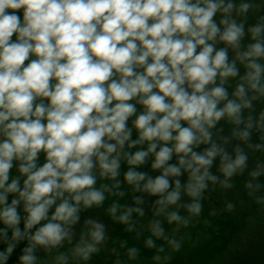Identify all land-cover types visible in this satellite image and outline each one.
Returning <instances> with one entry per match:
<instances>
[{"label":"clouds","instance_id":"obj_1","mask_svg":"<svg viewBox=\"0 0 264 264\" xmlns=\"http://www.w3.org/2000/svg\"><path fill=\"white\" fill-rule=\"evenodd\" d=\"M252 7L249 0H0V222L6 225L0 240L7 241L0 264L23 239L19 264H37L38 246L51 251L71 243L80 212L101 206L122 182L157 196L155 216L177 227L200 214L209 181L232 186L229 178L244 171L248 153L238 143L233 156L224 147L230 137L213 139L218 122L235 125L232 136L249 147L264 148L250 142L253 128L264 130V109L256 113L253 103L264 98V15L246 30ZM202 144L208 146L196 150ZM150 155L151 168L160 170L154 177L138 167ZM218 156L223 179L210 170ZM122 161L129 166L123 181L117 179ZM262 172L259 163L249 174ZM98 178L114 184L97 187ZM261 186L246 185L250 194ZM9 194H15L10 202ZM183 194L190 202H181ZM134 199L136 206L113 201L107 209L129 230L132 213L144 215L143 197ZM256 200L264 203V196ZM172 205L189 216L169 211ZM84 224L70 252L89 261L106 231L99 220ZM150 230L179 249L160 219L150 221ZM146 243L155 241L150 236ZM137 253L128 249L130 259ZM69 258L61 252L55 261Z\"/></svg>","mask_w":264,"mask_h":264},{"label":"trees","instance_id":"obj_2","mask_svg":"<svg viewBox=\"0 0 264 264\" xmlns=\"http://www.w3.org/2000/svg\"><path fill=\"white\" fill-rule=\"evenodd\" d=\"M139 107L140 106H138V109ZM129 125L131 126V118ZM240 127H243V125ZM136 135L137 132L133 129L132 138H136ZM262 136H264V130L253 128L250 142L253 145L257 143L262 144ZM223 137H230L229 141L234 142L232 131ZM221 138L222 137L213 136V139L217 140L218 143H223ZM231 144L233 145L228 146L226 143L224 147L234 156V143ZM146 146V143L144 145H137L132 148L131 151ZM207 146L208 145L202 144L196 150L200 151ZM243 147L244 151L248 153L249 159H264V148L257 149L249 147L246 142ZM151 161L152 156L150 155L146 163L138 167L139 170L145 171L154 177L159 174L160 170L152 169ZM41 162H43V155L41 156ZM174 162H176L175 155L170 163ZM219 163L220 158L218 156L210 170L221 177L222 173L219 171ZM248 164L247 162V166ZM128 167L126 162L122 161L121 175L117 179L123 181V172L126 171ZM249 172L250 171H248V175ZM11 174H18L15 167L11 170ZM246 177L248 179V176ZM170 179L175 178L173 177ZM180 179L182 182L186 181L187 173L181 176ZM233 179L234 184L228 192H226L227 188L222 187L219 182L213 184L209 181V187L204 190L201 200L202 210L200 214L198 216H191L188 225H181L179 227H177L176 222L169 223L163 214L155 216L154 212L157 205H155L154 202L157 196L150 195L147 192L133 191L131 185L127 184V182H122L118 189L113 188L112 192H106V199L101 206H93L88 209H83L80 212V220L73 226V240L71 243H68L67 247L46 251L42 246H38L36 249V255L38 257L37 264L41 263V261L45 264L43 260L47 261V264H56L55 257L61 252H65L69 255L68 264H118V262L119 264H248L250 259L247 258L245 260V253L248 248L252 249L254 246H252V241L247 243L248 239L243 240V238L247 236V232L252 227L251 220L255 213L259 216L261 215V219L264 221V210H260L264 209V205L259 203L257 205L255 204L256 201L251 199L254 194H250V190L246 187L249 179L240 189L238 188L237 179L241 181L242 178L235 174ZM256 179L264 181V172H262L259 177H256ZM102 183L113 185L114 181L98 178L96 186L99 187ZM242 184L243 181L241 182V185ZM119 191H123L124 195L120 196L118 194ZM113 192H116V194H113ZM256 192L258 194L257 196H264V187ZM13 195L15 194H9V202ZM135 196L143 197V203L139 206L143 207L144 215L140 216L138 213L133 212L132 220L130 221V223L133 224V228L129 230L127 224L114 220L107 212V209L113 201L118 202L120 205L136 206L137 202L134 199ZM190 200L191 198L186 194L181 196V202L187 203L190 202ZM229 204L232 205L231 208L228 207ZM248 204L255 206L252 217L246 213L241 214L242 208L250 206ZM173 209L179 211L182 216H189L187 209L184 207L177 209L175 205H172L168 210L171 211ZM18 210L22 216L20 227L23 229V217L26 215L23 210V202H21ZM123 210V208L119 209L117 215ZM88 218L99 220L105 224L106 240L101 246V251L99 253H94L89 261L73 259L70 249L79 240L81 232L87 227L84 221ZM153 219H160L162 221L165 235L179 241V249H174L167 240L157 238L152 234L150 230V221ZM43 222L44 221H41V223ZM38 226L39 225L36 227ZM5 227L6 225L0 222V228ZM34 230L35 228L31 231ZM150 236L155 241L154 246L151 247L146 243V240ZM8 237H11V229H8ZM6 243L7 241L0 240V250L6 247ZM27 243V239L19 241L9 259L6 261V264H19V256L22 254V250ZM161 245L164 246V249L163 251H158ZM62 247H64V245ZM133 247L138 249V253L134 259H130L128 249ZM258 250L252 253V258L258 255ZM156 255L161 257L159 261L154 259ZM249 264H264V258L250 261Z\"/></svg>","mask_w":264,"mask_h":264},{"label":"rangeland","instance_id":"obj_3","mask_svg":"<svg viewBox=\"0 0 264 264\" xmlns=\"http://www.w3.org/2000/svg\"><path fill=\"white\" fill-rule=\"evenodd\" d=\"M241 2V0H236V3L237 5ZM249 2H251L254 7H252L251 9H249L248 13H247V20H246V23H245V28L247 30L248 26L251 25V24H254V23H257L258 22V18L261 16V15H264V0H249ZM219 15H217V17H215V19H217V21H219ZM238 20L240 19H243V17H237ZM250 42V38L249 36H245L244 39H243V45H247V43ZM218 46H221V45H218ZM234 56V52L232 49H229V58L232 59ZM238 66L240 67L241 69V74H243V72L245 71V68L243 65H241L239 62H238ZM219 82V81H218ZM235 86V79L232 80V82L230 83L229 85V91L231 92L232 91V88H234ZM254 105H255V112L258 113L261 109H264V98H262L261 100H258V101H253ZM248 111L247 109H245V116H247L248 114ZM241 126V125H240ZM233 127H235V125L231 124L230 122H228L227 120H221L218 122L217 126H216V129H213V133L214 135L213 136H218V137H223L227 134H229ZM217 129H219V131H217ZM231 143H234V147L236 144H241L242 147L244 146V141H240L238 139H236L234 137V142H231V141H228L227 144L228 146L229 145H233ZM244 148V147H243ZM251 167H253V164L251 165ZM244 174L243 172H240V175ZM221 179H223V174H221ZM230 181H231V184L233 185L234 184V179L233 177L229 178ZM238 180V188H242L245 184V182L248 180L246 178H244L242 176V180L240 181L239 179ZM243 181V184L241 185V182ZM263 188V187H262ZM231 189L230 188H227V191L228 192L229 190ZM257 192L254 193V195L252 196V200H255L256 203L258 205L259 204H263L264 203H260L256 200V196H257ZM250 205L249 207H246V208H242L241 210V214L242 213H246L247 215H250L252 217L253 213H254V207L255 206H252L251 204H248ZM260 210H264V209H260ZM252 222V227L251 229L247 232V236L245 238H243V240L245 239H248L247 243H250L252 241V249L251 248H248L246 253H245V260L248 258L250 259V261H253V260H257V259H260V258H264V221L261 219V215L259 216L257 213H255L254 217L252 218L251 220ZM243 225V224H242ZM68 243L67 241L64 242V247L60 246L58 248H65L68 246ZM256 247V249H255ZM58 248H53L52 250L54 249H58ZM260 248V249H259ZM258 250L257 253L258 255L254 258H252V253H254L255 250ZM254 250V251H253ZM43 260V259H42ZM45 264H47V261L43 260ZM248 261V264L249 262ZM39 264H43V262L41 261V263Z\"/></svg>","mask_w":264,"mask_h":264},{"label":"bare ground","instance_id":"obj_4","mask_svg":"<svg viewBox=\"0 0 264 264\" xmlns=\"http://www.w3.org/2000/svg\"><path fill=\"white\" fill-rule=\"evenodd\" d=\"M262 144H264V140L262 139ZM249 164H248V166L244 169V171H243V173L244 174H242V175H240V173L238 172L237 173V176H239L240 178H242V176L243 177H245L246 179H247V177L246 176H248V179L249 180H253V182L255 183V182H259L262 186H261V188L262 187H264V181H262V180H259V179H256V178H253V177H251L250 176V174L248 175V171H252L253 169H255L256 167H257V165L259 164V163H264V159L262 160V159H260V160H254V159H249L248 158V161H247ZM253 164V167H251V165ZM249 172V173H250ZM260 188V189H261ZM248 189V188H247ZM248 190H250V189H248ZM258 191V190H257ZM264 195V194H263Z\"/></svg>","mask_w":264,"mask_h":264}]
</instances>
